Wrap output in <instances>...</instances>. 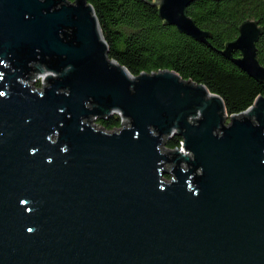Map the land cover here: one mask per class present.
<instances>
[{
  "label": "water",
  "instance_id": "95a60500",
  "mask_svg": "<svg viewBox=\"0 0 264 264\" xmlns=\"http://www.w3.org/2000/svg\"><path fill=\"white\" fill-rule=\"evenodd\" d=\"M194 1L152 5L208 44ZM263 34L245 20L222 50L262 83ZM0 264H264V96L229 116L204 84L111 58L89 0H0Z\"/></svg>",
  "mask_w": 264,
  "mask_h": 264
},
{
  "label": "trees",
  "instance_id": "16d2710c",
  "mask_svg": "<svg viewBox=\"0 0 264 264\" xmlns=\"http://www.w3.org/2000/svg\"><path fill=\"white\" fill-rule=\"evenodd\" d=\"M153 1L89 0L111 58L133 75L172 70L185 80L204 84L224 99L229 116L242 114L257 97L264 96V83L222 55L225 45L239 36V27L245 20H257L264 28V0H195L188 14L200 28L212 34L208 44L166 25ZM257 52L264 66V34L257 43ZM234 56L239 57L240 53ZM97 124L113 131L122 126V118L114 114ZM181 142L182 138L175 135L166 141V147L173 150Z\"/></svg>",
  "mask_w": 264,
  "mask_h": 264
},
{
  "label": "rangeland",
  "instance_id": "374dc122",
  "mask_svg": "<svg viewBox=\"0 0 264 264\" xmlns=\"http://www.w3.org/2000/svg\"><path fill=\"white\" fill-rule=\"evenodd\" d=\"M42 79H43V76H40L38 78L35 79V82L34 81H30V84L33 86V87H39V89H42L44 84L42 83ZM40 82V85H37V83ZM230 120L228 119V121L226 123H228ZM97 123V122H96ZM98 125V124H97ZM100 127V126H98Z\"/></svg>",
  "mask_w": 264,
  "mask_h": 264
},
{
  "label": "clouds",
  "instance_id": "9594fccd",
  "mask_svg": "<svg viewBox=\"0 0 264 264\" xmlns=\"http://www.w3.org/2000/svg\"><path fill=\"white\" fill-rule=\"evenodd\" d=\"M28 231L31 232V231H33V229L29 228Z\"/></svg>",
  "mask_w": 264,
  "mask_h": 264
},
{
  "label": "flooded vegetation",
  "instance_id": "af4514ba",
  "mask_svg": "<svg viewBox=\"0 0 264 264\" xmlns=\"http://www.w3.org/2000/svg\"><path fill=\"white\" fill-rule=\"evenodd\" d=\"M71 1H74V0H71Z\"/></svg>",
  "mask_w": 264,
  "mask_h": 264
}]
</instances>
